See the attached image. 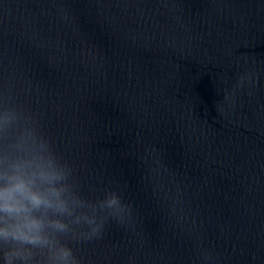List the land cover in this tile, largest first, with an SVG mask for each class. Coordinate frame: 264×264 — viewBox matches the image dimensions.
<instances>
[{"label":"water","instance_id":"1","mask_svg":"<svg viewBox=\"0 0 264 264\" xmlns=\"http://www.w3.org/2000/svg\"><path fill=\"white\" fill-rule=\"evenodd\" d=\"M0 91L131 209L81 264H264V0H0Z\"/></svg>","mask_w":264,"mask_h":264},{"label":"clouds","instance_id":"2","mask_svg":"<svg viewBox=\"0 0 264 264\" xmlns=\"http://www.w3.org/2000/svg\"><path fill=\"white\" fill-rule=\"evenodd\" d=\"M130 217L115 191L83 197L35 119L0 91V264H81L74 243Z\"/></svg>","mask_w":264,"mask_h":264}]
</instances>
